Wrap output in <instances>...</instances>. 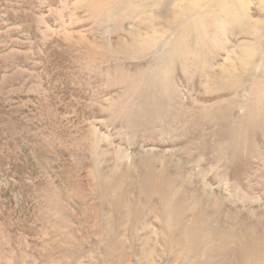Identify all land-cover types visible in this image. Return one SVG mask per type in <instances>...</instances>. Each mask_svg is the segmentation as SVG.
<instances>
[{"label": "rangeland", "instance_id": "rangeland-1", "mask_svg": "<svg viewBox=\"0 0 264 264\" xmlns=\"http://www.w3.org/2000/svg\"><path fill=\"white\" fill-rule=\"evenodd\" d=\"M0 264H264V0H0Z\"/></svg>", "mask_w": 264, "mask_h": 264}, {"label": "bare ground", "instance_id": "bare-ground-1", "mask_svg": "<svg viewBox=\"0 0 264 264\" xmlns=\"http://www.w3.org/2000/svg\"><path fill=\"white\" fill-rule=\"evenodd\" d=\"M183 13H185V12H183Z\"/></svg>", "mask_w": 264, "mask_h": 264}]
</instances>
